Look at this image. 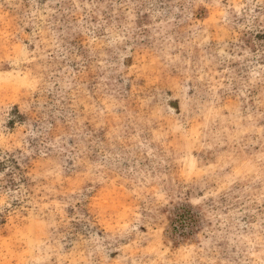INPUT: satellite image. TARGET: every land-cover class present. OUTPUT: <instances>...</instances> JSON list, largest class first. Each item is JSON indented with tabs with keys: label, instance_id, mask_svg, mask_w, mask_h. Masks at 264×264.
<instances>
[{
	"label": "rangeland",
	"instance_id": "rangeland-1",
	"mask_svg": "<svg viewBox=\"0 0 264 264\" xmlns=\"http://www.w3.org/2000/svg\"><path fill=\"white\" fill-rule=\"evenodd\" d=\"M0 264H264V0H0Z\"/></svg>",
	"mask_w": 264,
	"mask_h": 264
}]
</instances>
